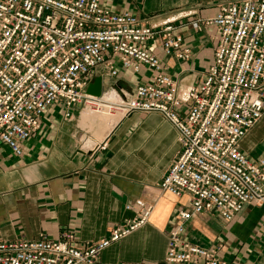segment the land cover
<instances>
[{"label": "built area", "instance_id": "1", "mask_svg": "<svg viewBox=\"0 0 264 264\" xmlns=\"http://www.w3.org/2000/svg\"><path fill=\"white\" fill-rule=\"evenodd\" d=\"M194 15L140 16L104 0H0V146L21 157L57 105L65 119L75 106L119 120L160 115L175 129L179 151L158 188L187 203L169 232L163 264H226L221 244L190 243L185 224L203 214L230 223L245 206L264 209V156L252 160L240 148L264 116V0H225L212 17L190 23L197 32L213 30L216 46L201 82L180 86L155 52L188 60L176 24ZM129 70L141 82L118 103L104 100L105 92L86 95L96 77ZM125 210L135 217L91 244H78L68 231L58 240L0 241V264H102L108 247L147 224L153 206L137 199Z\"/></svg>", "mask_w": 264, "mask_h": 264}, {"label": "crops", "instance_id": "2", "mask_svg": "<svg viewBox=\"0 0 264 264\" xmlns=\"http://www.w3.org/2000/svg\"><path fill=\"white\" fill-rule=\"evenodd\" d=\"M136 1L116 0L113 8L149 15L146 1L139 0V6ZM224 1L178 0L159 13L195 12L176 24L181 25L176 34L190 50L189 59L155 52L178 85H198L212 64L215 32H197L190 23L212 17ZM140 82L128 71L115 79L104 76V96H130ZM85 111L75 106L72 117L65 119L64 108L53 106L38 132L22 145L21 157L0 146V241L41 236L58 240L68 231L78 244L95 243L132 220L134 212L125 207L141 199L153 206L147 224L108 247L100 262L163 264L169 232L178 224V212L187 209L186 197L175 198L158 188L179 151L175 129L158 114L134 113L96 141L93 129L81 125ZM240 148L252 160L264 156V116ZM185 239L205 248L221 244L226 264H264V209L245 206L230 223L212 214L193 216L185 224Z\"/></svg>", "mask_w": 264, "mask_h": 264}, {"label": "bare ground", "instance_id": "3", "mask_svg": "<svg viewBox=\"0 0 264 264\" xmlns=\"http://www.w3.org/2000/svg\"><path fill=\"white\" fill-rule=\"evenodd\" d=\"M114 94V92L109 93L106 97L104 96V100L112 105L118 103L119 99ZM119 118V116H108L104 112L95 114L86 110L82 114L81 125L83 128L93 129L96 141H100L106 133L115 127ZM88 145L86 147H89Z\"/></svg>", "mask_w": 264, "mask_h": 264}, {"label": "rangeland", "instance_id": "4", "mask_svg": "<svg viewBox=\"0 0 264 264\" xmlns=\"http://www.w3.org/2000/svg\"><path fill=\"white\" fill-rule=\"evenodd\" d=\"M114 1L116 0H104V4H106L107 7H115ZM119 1V0H117ZM137 0L135 2V5L139 6L140 2ZM145 9L147 13H150L149 15H152L153 13L159 14L165 12L170 6H173L175 2H178V0H145ZM141 74H144L142 71ZM128 75H132V71H128ZM135 76V75H134ZM136 78H140L138 76H135ZM106 92H109L107 90ZM115 95V94H114ZM116 96V95H115ZM106 97V96H105Z\"/></svg>", "mask_w": 264, "mask_h": 264}, {"label": "water", "instance_id": "5", "mask_svg": "<svg viewBox=\"0 0 264 264\" xmlns=\"http://www.w3.org/2000/svg\"><path fill=\"white\" fill-rule=\"evenodd\" d=\"M103 92V79L102 77H96L86 89V95L92 97H100Z\"/></svg>", "mask_w": 264, "mask_h": 264}]
</instances>
